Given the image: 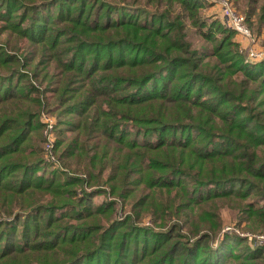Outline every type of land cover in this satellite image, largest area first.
<instances>
[{
  "label": "trees",
  "instance_id": "trees-1",
  "mask_svg": "<svg viewBox=\"0 0 264 264\" xmlns=\"http://www.w3.org/2000/svg\"><path fill=\"white\" fill-rule=\"evenodd\" d=\"M203 8L0 0V264H264V61Z\"/></svg>",
  "mask_w": 264,
  "mask_h": 264
},
{
  "label": "rangeland",
  "instance_id": "rangeland-1",
  "mask_svg": "<svg viewBox=\"0 0 264 264\" xmlns=\"http://www.w3.org/2000/svg\"><path fill=\"white\" fill-rule=\"evenodd\" d=\"M198 3H200L204 8L201 10V14L204 18V20H209L207 24L210 23V25H214V22H218L219 25L220 22L225 24L227 27L230 28L229 23H227V20L222 16V9L221 7L225 4H221V0H195ZM226 1V5L231 8L236 16H238L241 21L238 23L241 29L244 30L246 27L248 34L243 35V33L235 30H232V37L231 42H233L235 45H237L238 52L243 56V64L252 66L254 64L262 63L264 61V22L258 18L259 8L263 3V0H224ZM173 9H175V12L178 11L177 5L176 8L173 6ZM237 17V18H238ZM247 20H246V18ZM243 26H242V25ZM1 25V24H0ZM216 30V29H215ZM187 33L189 40L192 42L193 48H200L203 45H206L199 36L194 35L193 29L188 26ZM3 35L0 39V42H3L4 40ZM101 52L106 51L105 49H99ZM254 52V55L256 54V58H251V52ZM126 57H129L125 54ZM262 69V68H261ZM239 73L236 75H233V78H236ZM207 90V89H206ZM48 96L50 94L48 93ZM264 95L259 96V99H263ZM41 123L43 124L42 127V136H46V139L49 138V142H55V126H56V118L50 114H41ZM52 123L51 129L49 128V125ZM70 133H67L69 135ZM44 150H45V158L49 160V162H52L54 166H48L47 167V173L52 172L54 170H57V167H60V164L58 160L56 159V156L54 155V144L51 152H49L48 147L46 144H44ZM51 164V163H50ZM52 170V171H51ZM43 174V173H40ZM93 204H96L95 206H100L102 202H104L105 198L103 195H94L93 196ZM224 207L222 211V216L224 219V224L222 230L227 233H237L241 236H245L247 238V242L251 248H254L255 246H264V236L263 235H252L253 233H247L248 231L243 229V224L237 227L238 220L235 218L236 213L234 211V208H236L238 205L234 203V201H228L224 200L223 205ZM235 213V217H234ZM143 222L148 225L149 219L145 218ZM250 235L249 237L246 235Z\"/></svg>",
  "mask_w": 264,
  "mask_h": 264
},
{
  "label": "built area",
  "instance_id": "built-area-1",
  "mask_svg": "<svg viewBox=\"0 0 264 264\" xmlns=\"http://www.w3.org/2000/svg\"><path fill=\"white\" fill-rule=\"evenodd\" d=\"M221 4H225V5H223L221 7V9H222V16L227 20V23H229L230 28L231 29H235V30L243 33V35H247L248 34V32L246 30L247 28L245 27L244 30H243V29H241L239 27L240 25L238 23L241 21V19L238 16H236L234 14V12H232L233 10L226 5V1L221 0ZM250 55H251V58H256V56H257L256 54L254 55V52L253 51L251 52ZM51 127H52V123L49 125V128L50 129H51ZM53 144L54 143L51 142V141L49 142V138H47V140H46V146L48 147L49 152H51V150L53 148ZM246 236L249 237L250 235L247 234Z\"/></svg>",
  "mask_w": 264,
  "mask_h": 264
}]
</instances>
